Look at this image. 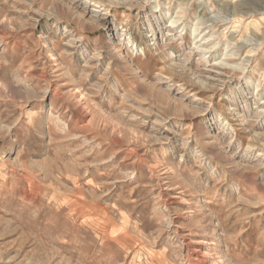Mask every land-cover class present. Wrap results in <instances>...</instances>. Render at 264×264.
I'll use <instances>...</instances> for the list:
<instances>
[{"label":"rangeland","instance_id":"374dc122","mask_svg":"<svg viewBox=\"0 0 264 264\" xmlns=\"http://www.w3.org/2000/svg\"><path fill=\"white\" fill-rule=\"evenodd\" d=\"M0 264H264V0H0Z\"/></svg>","mask_w":264,"mask_h":264}]
</instances>
